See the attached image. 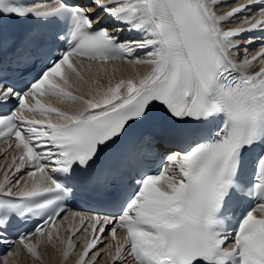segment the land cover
I'll list each match as a JSON object with an SVG mask.
<instances>
[{"label":"snow or ice","instance_id":"snow-or-ice-1","mask_svg":"<svg viewBox=\"0 0 264 264\" xmlns=\"http://www.w3.org/2000/svg\"><path fill=\"white\" fill-rule=\"evenodd\" d=\"M0 18L51 29L26 37L31 78L0 73V244L37 261L81 244L76 264H264V0H0ZM154 110L181 126L156 171L138 162L110 209L57 224L76 173Z\"/></svg>","mask_w":264,"mask_h":264},{"label":"bare ground","instance_id":"bare-ground-1","mask_svg":"<svg viewBox=\"0 0 264 264\" xmlns=\"http://www.w3.org/2000/svg\"><path fill=\"white\" fill-rule=\"evenodd\" d=\"M85 63H89V62H85ZM108 67L110 71L113 67H116L119 69V71L116 73L117 77L121 75L127 76V75L132 74V68L129 65L121 61L110 62ZM256 67L257 66H253L249 70H253V69L255 70ZM138 70L143 72L146 69L143 66H138ZM52 103L55 104V101H52ZM0 150L2 149L0 148ZM2 163H4V155H3V152L0 151V164ZM60 231L62 235H65L63 228H61ZM11 251L13 252L18 251L19 254L16 256L8 257L9 264H73L74 260L78 257V252L74 251V253L71 255V258L65 261L64 257L61 254L62 253L61 247L58 244L56 247H53L51 245H42L38 250L40 253L39 261L33 258L26 251L22 249H18L17 245H14V248ZM0 264H4V257L0 261ZM99 264H110V262H108L106 257H102L99 261Z\"/></svg>","mask_w":264,"mask_h":264}]
</instances>
